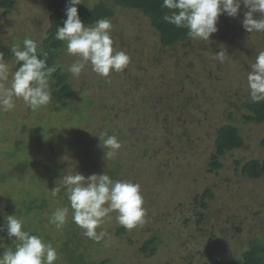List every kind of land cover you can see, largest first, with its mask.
<instances>
[{
    "label": "trees",
    "instance_id": "16d2710c",
    "mask_svg": "<svg viewBox=\"0 0 264 264\" xmlns=\"http://www.w3.org/2000/svg\"><path fill=\"white\" fill-rule=\"evenodd\" d=\"M45 1L49 11L48 26L40 48L48 54V66H53L56 63L62 66L52 74L49 82L52 110L57 112L71 108L75 93L74 85L69 81L70 78L64 71L62 63L61 53L66 44L55 39L57 25L62 26L63 20L66 19L65 8L68 0ZM15 4L16 0H0V10L3 15L8 16ZM162 4L163 0H98L92 5L82 3L76 5L78 14L86 25H91L98 18L111 20L115 18L116 14L131 20L142 18V24L149 26L152 30L150 34H153V38L149 36V40L151 47L154 48L151 51L148 50L150 52L148 54L141 39L137 38L141 42L139 46L142 44V47L131 51L129 50L130 46L123 44L122 40L124 35L122 32L131 33L129 30L131 28L127 27L125 30H121L122 27H125L122 25L119 30L116 29L122 38L119 36L117 41L112 37L113 46L125 47L131 58L127 68L118 76V80L123 81L122 89L113 88L115 82L111 77H99V86L96 90L104 89L110 92H101L97 97L87 94V97L84 98V106L90 111H84L80 107L76 110V118L80 122L87 118L89 123L84 129L79 130L78 136L66 137V140L69 139L71 149L67 151L68 155L64 159L67 160L69 156H73L72 151L77 146L82 147L81 157L76 156L74 162L65 161L66 165L48 163L46 167H42L45 170H42L41 178L40 176L37 178L35 176L27 177V179L34 180V183L36 179L39 182L43 176L46 177L47 189H43V187L41 189V181V185L34 184L35 188L39 190L34 195L28 189H23L24 187L19 188L24 192L23 194L19 192V196L21 195L19 199L17 198L15 201L9 199L7 209L0 206V210L1 208L4 210L0 212V228L7 230V215L14 214L17 217L28 215L31 217L36 214L39 216L41 212L53 209V206H68L69 202L63 189L57 196L51 195V189L55 184H60L58 179L61 173L66 172L67 174L68 170L70 173H74L76 170L80 173L84 171L87 176L104 171L114 180H131L139 183L141 187L149 188L147 195L142 193L146 216L150 211H158L156 209L159 208L162 211L161 216L153 217V220L161 219L166 226H169L170 223L176 226L175 229L170 227L169 232L177 239L174 241L177 249L174 246L172 249L174 252L171 251L175 256L171 259V264H192V258L198 261L201 259V264H264V201L260 203L261 208L258 209V203L250 206L249 200H246V203H243L244 200L239 202L235 195L237 200L233 202L241 207L231 206L228 208L229 201L227 200L217 203L218 194L214 189L216 178L220 179L217 182L220 183V188L224 189L220 191H223L224 194L230 191L232 194V190H235L234 187L240 189L243 183H253V181L264 177V155L243 163L240 160H234L228 175L224 157L226 153L243 147V129L234 124L235 121L240 120V118H235L239 116L236 113L241 108L245 110V113L241 114V121L245 124L250 122L262 124L264 131V101L253 102L250 94L243 92L245 86L249 90L247 78L245 79L246 83H241L240 86L228 78L227 83L229 86H233V91L242 88V95L239 96V99L243 101V105L239 106L237 104L239 99L226 95L224 87L217 89L214 86L215 83L208 76L204 77L201 69L191 72V63L184 64L183 55L176 54L179 46H185L186 53H190L188 45H186L188 43L187 29L177 28L164 21L163 15L170 10L162 8ZM245 11L247 9L244 6L239 10L241 15ZM232 19L227 15H221L218 18L220 21L218 23H225L226 20L231 21ZM111 23L113 24L112 21ZM262 40L258 42L264 44ZM166 51H171L172 54L182 56V58H175V62L168 64V66H173V68L170 66L169 70L165 67V70L160 69L162 75L147 80L149 75L144 66L145 60L154 57L159 63L162 61L161 55ZM8 55L14 57L11 53ZM18 67L19 64L16 63L15 68ZM113 74L115 72L111 73V76ZM163 77H168L165 84L160 81ZM200 77L205 79V83H202L203 88L196 85L198 83L196 80ZM127 97L128 100L123 102L122 99H127ZM221 116L227 118L229 122L222 121ZM198 126L200 127V136L210 137V142H207L209 146L201 148L202 151L197 148L198 139L194 137ZM49 129H46V132L48 131L52 135L54 130L51 129L52 133ZM103 132L117 136L122 144L115 158L109 159L103 155V150L106 152L107 149H101L103 141H99L98 138ZM15 143L17 145H14V142L11 144L15 148L12 150L17 152L11 155L8 152L5 154L12 160L13 158L17 159V154L22 151L21 144L16 141ZM260 144L264 147V137ZM208 149H210V153H207ZM190 156L196 160L194 172L190 170L189 165L182 164L186 160L190 161ZM14 163L11 161L8 164L12 166ZM96 167L98 170L93 171ZM18 179L21 180L19 177ZM208 180H212L211 186L208 184ZM201 181L204 182L201 183ZM5 182H9L12 187L17 181L11 179L10 173L2 172L0 169V185ZM153 184H156L153 189H157V192L150 190ZM171 197L177 200L174 202ZM216 207L224 216L221 217L218 212H214ZM247 209H250L249 215L254 219L252 223L248 224L254 225V229L260 231L261 235H252L241 239V234H244L243 225L238 222L237 218L239 217H236L234 211L240 214L243 211L242 217L244 218L243 214L248 211ZM211 211L212 215L209 218L208 215ZM229 212L233 213L235 218ZM71 217L72 210L69 209L67 223L62 229H57L48 223L49 217L44 220L46 227L42 225V220L35 223L31 217L37 228L33 232L31 230L29 232L41 235L44 230L46 242H50L58 252V260L55 264H118L120 260H124V255L120 252L107 253L109 256L99 261L95 260L92 256L93 251L87 250L97 242L84 236L83 230L72 222ZM206 217L210 220L205 219ZM255 217L258 218L255 219ZM150 218L152 219V217ZM216 218L217 221H215ZM246 219L248 222L249 218ZM104 223L103 230L106 228V222ZM145 226L150 227L146 222L142 224V227H137L142 235V241L135 253L137 260L140 255L145 259L150 258L158 249L159 235L155 231L156 229L145 228ZM100 230L98 228L97 232ZM131 231H135V229L128 230L119 225L115 234L123 239ZM4 232L0 230V251L3 250L2 245L14 249L13 240L7 238V232L5 234ZM247 234L249 235L250 232ZM229 236L230 238L236 237L238 242L245 247L239 252L228 255L226 252L231 243ZM217 251L223 252L222 255H218ZM114 254H117L121 259L118 256L115 257ZM137 260L133 259L132 264H135Z\"/></svg>",
    "mask_w": 264,
    "mask_h": 264
},
{
    "label": "rangeland",
    "instance_id": "374dc122",
    "mask_svg": "<svg viewBox=\"0 0 264 264\" xmlns=\"http://www.w3.org/2000/svg\"><path fill=\"white\" fill-rule=\"evenodd\" d=\"M97 1L98 0H81V3L85 5H92ZM242 7L243 4L241 5V9ZM48 13L49 11L47 10L45 0H16V4L8 16H4L3 12L0 10V53H3L5 62L10 66L11 71H15L16 69L15 58L9 57L8 55L11 53V46L16 43H19L22 46V42L25 37H30L38 41L39 45H41L43 39L45 38V31L48 26ZM242 19L243 14L241 15V13L238 11V16L233 18L231 21L226 20L225 23H217L218 31L211 35L210 40H194L190 37H187L188 43H185L188 45V50H190V53H186L185 46H179L178 51H176V54L181 53V55H183L185 58L184 64L187 62L191 63V72H194V70L199 71L201 69V72L204 73V77L208 76V78L213 81V83H215L214 86L217 89L224 87L223 90L226 95L237 99H239V96L242 95V88L240 87L238 91H233L234 88L233 86H229L227 83L228 80L231 79V81L237 86H240L241 83H246L245 79L247 78L248 72L251 70L252 63H254L256 52L264 51V44L258 42L263 39L264 32H246L241 26ZM111 21L113 22L112 32H114L112 33V37H114V39L116 38L117 41L121 35L118 34L116 29L119 30L122 25L125 27H122L121 30H125L127 27L131 28L129 29L131 33L124 31L122 32L124 34L123 38L121 37L123 44H126L128 47L130 46L129 50L133 51L138 47H142V44L139 46L141 42L144 44V49L147 52L148 50H153L154 47H151L152 45L150 44L151 42L149 40V36L153 38V34H150L152 30H150L149 26L142 24V18H134L131 20L128 19V17L123 18L120 16V14H116L115 18L111 19ZM137 38H140L141 42L138 41ZM262 41H264V39ZM113 48L117 51H126L125 47H121L119 45H114ZM221 49L226 51L223 60L216 58L214 55V53L220 51ZM149 53L150 52H148V54ZM176 54H172L171 51H166V53L161 55L162 61L159 63L156 59H154V57L152 59L145 60L146 62L144 63V66L147 68L146 71L149 75V77L147 76V80H152L153 78H157L158 76L162 75V69L165 70L166 68L169 70L170 66L173 68L172 65L168 66V64L175 62V58H182V56L180 57ZM61 57L64 71L68 74L70 78L69 81L73 83L75 88L74 99L71 102L70 109L56 112L52 110L53 104L50 103L36 111H32L25 105L22 99H17L15 101L16 107L13 110L7 113L0 112V169L2 172L7 171L10 173L11 179L17 181L14 182L15 186L12 187L10 186L9 182H5L0 185V206L6 207V209L9 205V199L15 201L17 198L19 199V197H21V195L19 196V192L20 194L24 193L21 190L28 189L33 195L38 193L39 190L35 188V183H38L39 185L42 184L41 189L42 187L43 189H47L46 177L43 176L42 180H39V182H37L36 179L35 183L34 180H31V178L27 179V177L29 178V176H35V178H37L40 176L41 178V172L45 170L42 167H46V164L48 163H52V165H66L65 161L74 162L76 161V156L81 157L82 147L77 146L75 150L72 151L73 156H69L67 160L64 159L68 155L67 151L71 149L69 139L66 140V137L71 138L72 136H78L80 134L81 128L84 129V127L89 123L87 118L81 122L78 121L76 118V110L82 107L84 111H90V109L84 106V98L87 97V94L91 95L92 97H97L101 92H110L109 90H104L102 88H100L102 90H96L99 86L98 80L100 76L92 72L90 67L87 68V70L83 72L79 78H73L71 74L67 72V66L74 62L76 58L67 54L66 45L63 48ZM115 74L112 76L110 75L111 79H113L115 82L113 88L121 90L123 81L118 80V76L120 75L119 73L116 75ZM160 81L162 84H165L168 81V77H163L160 79ZM196 82L198 83L196 84ZM196 82V85H199L200 88H203L202 83H205V79L200 77L198 80H196ZM92 86H94V88H92ZM243 92L249 93L250 90H247L245 86ZM126 100H128V97L127 99H122L123 102ZM237 104L242 106L243 101L239 99ZM242 113H245L244 108H241L240 111H237L236 114L239 116H236L235 119L240 118V120L235 121L234 124L235 126H240V128L243 129L244 144L243 147L230 151L224 156L227 165V175L231 172L233 166L232 162L234 160H240L243 163L249 159L257 157L259 158L264 155V147H262L260 144L261 139L264 137L263 125L252 122L245 124L243 121H241ZM221 120L227 123L229 122L227 118L222 116ZM217 123L219 124V122ZM199 128L200 127L198 126L194 133V137L198 139L196 144L197 148L201 149L206 145L209 146L207 142H210V137L207 135L200 136L201 132L199 131ZM46 129H49L52 133L54 130V133L51 135L48 131L46 132ZM51 129L53 130L51 131ZM15 141L21 144L20 146L22 147V151L20 154H17V159L13 158L12 160L5 154L8 152L11 155L17 152L12 150L15 148H13L11 145L13 142L14 145H17ZM20 150L21 148L19 151ZM207 153H210V149H208ZM189 159L190 161L186 160L185 162H182V164L189 165L190 170L194 172L196 160L192 156H190ZM11 161L15 162L12 164V166L8 164L11 163ZM97 170L98 167H96L93 171ZM69 173L70 171L68 170L67 174ZM82 174L86 176L84 171ZM64 175H66V172L59 175V183H61V178ZM159 176H161V173H159ZM18 177L21 178V180L18 179ZM215 180L214 189L215 193L218 194L217 203L227 200L229 201V208L231 206H240L235 205L233 202L237 199L239 202L244 200L243 203H246V200H249V203L251 204L250 206H254L258 203V209L261 208L260 203L264 201V177L260 178L258 181H253V183H243V186L240 189L239 187H234L235 190H232L233 195L230 194V191H228L227 194H224L223 191H220L224 190L223 188H220V183L217 182L220 179L216 178ZM211 181L212 180H208V184L210 186ZM202 182L204 181H201V183ZM155 185L156 184H153L150 187L152 192H157V189H153ZM21 187L24 188L19 189ZM141 190L142 193H145V195L149 193L148 187L142 186ZM176 200L177 199L172 198V201L175 202ZM57 207L58 206H53V209H50V211H43L39 214V216L35 214V216L31 215V217H33V221H35V223L38 220H42V225L46 227V222L44 220H46ZM156 210L158 211L153 210V213L150 211V213H147V216L144 218L145 222L148 223L150 227L155 228V231L159 235V242H157V252L150 258L145 259L144 256L141 255L138 260L135 258V253H137L140 242L142 241L141 232L137 230V227H142V225L135 227V231H131V233H128V235H126L123 239H120V237L116 236L115 232L119 224L115 219V212L110 214V219L105 218L106 228L104 231L106 232V236L101 241L95 243V245L93 244L90 246L87 251H93L92 256L97 261L109 256L108 254L120 252L122 255H124V260H120L118 264H132L133 259L137 260L135 264H171V259L175 257L171 251L174 252L172 249L175 246L174 241L177 239L175 236L169 234V232L171 228L175 229L176 226L173 225V223H170L169 226H166L162 223L161 219L153 220V217L157 218V216H161L162 213L159 208ZM247 210L248 211H245L243 214L244 218L242 217L243 211L241 214L234 211L236 217H239L237 218L238 222L242 223L241 225H243L242 230L244 234H241V239L247 238L249 236L251 237L252 235H261L260 231L254 229V225L248 224L250 222L252 223L254 219H252V217L249 215V212H251L250 209ZM2 211L4 210L1 208L0 212ZM214 212H218L221 217L224 216V214L219 211V208L217 207ZM229 214L234 217L233 213L229 212ZM211 215L212 211L208 215L209 218H211ZM31 217L25 215L20 218L25 220L24 230H31V232H33V230L37 228V225L32 221ZM150 217H152V219ZM247 217L249 218L248 222L246 219ZM209 218L206 217L205 219L210 220ZM217 218L215 221L218 220ZM257 218L258 217H255V219ZM101 227H103V225ZM150 227L145 226V228ZM4 231L7 232V230L3 229V232ZM248 232H250L249 235L247 234ZM6 236L9 238L7 234ZM41 236H43L44 240L46 241L44 230H42ZM231 238L229 250L226 252L228 255L239 252L245 247L243 244L238 242L236 237ZM14 239V237L11 238V240ZM2 247L3 250H1L0 253H3L4 249L7 248L3 245ZM175 248L177 249L176 246ZM217 253L221 256V253L223 252L220 253L217 251ZM114 256L116 257L118 255L114 254ZM119 258L121 259V257ZM200 261L202 260L200 259ZM200 261L192 258V264H201Z\"/></svg>",
    "mask_w": 264,
    "mask_h": 264
},
{
    "label": "clouds",
    "instance_id": "9594fccd",
    "mask_svg": "<svg viewBox=\"0 0 264 264\" xmlns=\"http://www.w3.org/2000/svg\"><path fill=\"white\" fill-rule=\"evenodd\" d=\"M81 0H68L65 8L66 19L57 25L55 39L65 42L66 52L76 59L67 66L73 78H79L87 68L103 78L111 73L123 72L130 63V56L124 50L113 48L111 20L98 18L86 25L78 14L76 5ZM247 9L241 20L242 28L248 32H264V0H163L162 8L170 10L162 19L177 28L187 29L188 37L194 40H210L218 31L221 15L236 18L241 5ZM11 54L19 67L11 71L0 53V112L7 113L16 107L15 101L22 99L32 111L51 103L49 82L59 63L48 66V54L40 48L39 42L25 37L22 46L13 44ZM39 52V55H38ZM225 50L214 53L223 60ZM42 57V58H41ZM255 61L247 74L249 94L253 102L264 101V51L255 54ZM103 155L115 158L122 144L117 136L101 133ZM69 202L68 206L57 207L49 216V223L62 229L67 223L69 209L72 222L83 230L87 238L99 242L106 232L102 229L105 218L115 219L120 226L131 230L142 225L146 216L141 186L131 180L112 179L106 172L85 176L75 170L61 178L60 184L51 189L53 197L61 193ZM25 220L16 215H7L6 229L15 248H6L0 253V264H55L57 249L46 242L41 235L24 230ZM101 230L97 232V229ZM0 230H3L0 228Z\"/></svg>",
    "mask_w": 264,
    "mask_h": 264
}]
</instances>
